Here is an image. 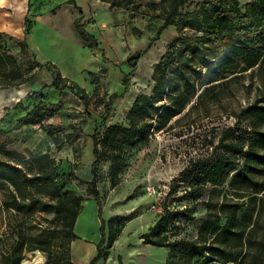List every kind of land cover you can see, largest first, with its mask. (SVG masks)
<instances>
[{"label":"trees","instance_id":"obj_1","mask_svg":"<svg viewBox=\"0 0 264 264\" xmlns=\"http://www.w3.org/2000/svg\"><path fill=\"white\" fill-rule=\"evenodd\" d=\"M67 1L79 12L73 26L83 45L104 55L96 37L81 22L80 8L74 0ZM101 1L124 4H116L117 0ZM187 1L171 0L163 24L146 46L145 50L167 26L177 28L178 39L165 49L153 68L151 92L136 96L127 112L126 125H108L100 137L99 133L92 135L91 180L83 183L98 207L101 238L89 264L106 259L108 249L123 229V225L115 229L113 219L105 221L102 217L97 189L101 152L105 151L111 158L110 173L115 181L124 166L125 149L148 144L155 133L173 129L182 117L200 108L208 115L210 101L220 103L230 84L246 74L256 78L258 86L253 101L234 113L236 125L246 123L245 136L237 134L232 127L224 129L213 146L215 160L202 166L199 182L179 196L197 198L208 183L212 186L205 202L206 215L196 237L172 239L169 236L172 234L168 233L169 225L175 220L194 219L197 204L193 203L191 207L166 210L141 239L143 244L168 249L164 264H264V0L247 2L243 10L239 0L191 2L192 10L182 15L180 8ZM24 25L26 36L30 29L27 18ZM182 27H189L193 33H183ZM2 39L0 34V89H19L30 83L36 70L43 67L52 73L50 86H42L28 95L29 109L17 122L38 126L55 148L61 149L68 140H61L57 127L43 123L52 118L59 107L57 103L47 102L42 92L47 87L55 91L68 89L85 107L91 95L76 81L63 77L54 64H41L32 55L25 54L29 52L25 38L16 40L23 53L20 59ZM141 56L142 53H138L127 59L130 72L123 74L125 87ZM104 61L107 62V58ZM88 75L93 80L99 74L88 72ZM115 97L111 96V101ZM214 143L211 141L212 145ZM217 149L223 152L217 153ZM73 181L80 179L71 173H58L57 160L49 150L18 152L0 145L1 204L23 219L16 240L6 251H0V264H20L26 252L35 250L45 255L44 264H73L70 246L78 238L74 225L83 207V199L67 189ZM224 182L227 184L222 188ZM38 214L52 215L53 228L43 230L33 226L32 219ZM34 228L38 231L34 232Z\"/></svg>","mask_w":264,"mask_h":264},{"label":"rangeland","instance_id":"obj_2","mask_svg":"<svg viewBox=\"0 0 264 264\" xmlns=\"http://www.w3.org/2000/svg\"><path fill=\"white\" fill-rule=\"evenodd\" d=\"M197 1L203 0H188L180 8L181 14L190 12V3ZM250 1L239 0L240 9L243 10ZM74 2L82 12L81 22L85 23V29L96 37L97 44L104 51L102 57L107 58L108 67H102L96 79L92 80L88 75L92 84L88 106L85 107L68 89L45 90V94L49 92L45 99L58 104L59 109L49 122L58 128L62 141L68 140L59 150L50 143L52 155L57 160V172L71 173L80 179L70 183L67 189L81 197L84 203L95 202L83 183L91 180L92 135L99 133L100 137L108 125L127 124L126 115L130 106L137 95L151 92L153 68L165 49L178 39V30L175 26H167L145 50L163 24L171 0H117L116 4L124 3L122 6L101 0ZM78 17L77 8L67 0H29L28 3L29 28L37 22L31 34L36 42L49 37L54 39L55 31L64 34V39L77 37L82 42L73 26ZM182 32L193 33L189 27H182ZM22 33L18 38L24 37V28ZM8 35L2 41L18 58L21 51ZM138 53L142 56L125 87L123 74L130 72L126 61ZM25 54L31 56L27 51ZM257 86V79L246 74L230 84L220 103L210 101L208 115H204L200 108L182 117L173 129L155 133L148 144L125 149L122 154L124 166L116 174L115 181H112L110 173L111 158L105 151L101 152L97 189L102 217L105 221L113 219L115 229L123 225V231L114 244L109 260L102 259L99 264H163L168 249L143 244L141 235L166 210L191 207L193 203L197 204L194 219L175 220L169 225L168 233L172 234L169 235L172 239L196 237L201 220L206 215L205 202L212 186L208 183L197 198L187 195L181 199L179 196L199 182L201 167L215 160L213 146L224 129L232 127L237 134L245 136L246 123L236 125L234 113L253 101ZM18 90L0 89V145L18 152L25 149L33 153L44 152L48 138L43 131L38 126L17 122L29 109L30 103L28 94ZM111 96L116 97L111 101ZM68 136L72 137L67 139ZM211 141L215 143L212 145ZM218 152L223 151L217 149ZM226 184L224 182L222 188ZM174 187L175 190H172ZM51 218L49 214L35 215L32 225L49 230L54 226L50 223ZM22 220L2 206L0 197V251H6L16 240ZM105 247L106 244L103 245ZM37 260L45 263V255L41 251L26 252L20 264H33Z\"/></svg>","mask_w":264,"mask_h":264},{"label":"crops","instance_id":"obj_3","mask_svg":"<svg viewBox=\"0 0 264 264\" xmlns=\"http://www.w3.org/2000/svg\"><path fill=\"white\" fill-rule=\"evenodd\" d=\"M28 3L29 0H0V34L2 35V38H4L7 33L9 34L8 36L14 38L15 41L25 38L28 45V51L36 61L41 64L46 62L54 64L58 67L63 77L78 82V84L90 95L89 88L92 84L88 77V72L91 71L97 73L102 67L107 68L108 62L104 61L101 52L84 46L77 37H74L73 39L66 37L67 39H64L62 37L64 34L58 31H55L53 36L54 39H49V37L47 39H42L40 42H36L32 39L31 34L36 27L37 22L30 29L31 31L29 34L26 36L24 35L23 38H18L19 35H23L22 32L25 19L27 18ZM13 36H17V38ZM22 55L23 53L21 52L18 58H21ZM52 80V73L43 67L36 70L35 76L30 83L21 85L19 90L15 88L13 89L15 91L18 90V92L23 91L22 94L29 95L32 92L38 91L42 86H50ZM50 88L52 87H47L45 90H49ZM10 90H12V88H10ZM45 90L44 94L42 92V95L46 98L47 96L45 95L49 92H46L45 94ZM50 119L51 118L45 119L43 123L50 124ZM45 136L48 138V142L46 149L43 151L49 150L52 153V150L50 149V143L52 144V141L46 134ZM97 212L98 207L96 202L85 201L83 203L82 210L77 216L74 225V232L78 238L72 241L70 246V255L73 264H89L97 253L96 245L101 238L99 232L100 221ZM155 221L156 219L150 226H152ZM119 236L117 238H119ZM117 238L113 242L112 247L108 249L106 259H103L106 260V262L110 258L111 251ZM166 259L167 255L165 256L164 263ZM99 263L100 260L95 264Z\"/></svg>","mask_w":264,"mask_h":264},{"label":"bare ground","instance_id":"obj_4","mask_svg":"<svg viewBox=\"0 0 264 264\" xmlns=\"http://www.w3.org/2000/svg\"><path fill=\"white\" fill-rule=\"evenodd\" d=\"M35 262V261H34ZM33 264H41L38 260L35 262V263H33Z\"/></svg>","mask_w":264,"mask_h":264}]
</instances>
